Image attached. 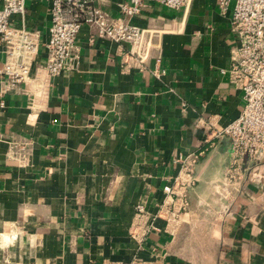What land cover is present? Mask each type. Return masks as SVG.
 Wrapping results in <instances>:
<instances>
[{
	"label": "crops",
	"instance_id": "crops-1",
	"mask_svg": "<svg viewBox=\"0 0 264 264\" xmlns=\"http://www.w3.org/2000/svg\"><path fill=\"white\" fill-rule=\"evenodd\" d=\"M120 1L95 3L116 17ZM230 15L214 0L142 6L129 21L156 32L159 77L152 59L125 67L126 45L82 24L75 68L46 76L50 3L24 0L11 23L38 31L39 44L27 81L0 94V264H264V154L231 183L227 139L201 130L243 106L219 72L236 43ZM195 152L175 230L156 219L160 230L136 247L127 233L134 207L154 211L175 158Z\"/></svg>",
	"mask_w": 264,
	"mask_h": 264
},
{
	"label": "built area",
	"instance_id": "built-area-1",
	"mask_svg": "<svg viewBox=\"0 0 264 264\" xmlns=\"http://www.w3.org/2000/svg\"><path fill=\"white\" fill-rule=\"evenodd\" d=\"M50 3V20L47 28L45 62L46 76H56L75 68L78 51L75 38L82 24L93 27L99 37L126 45L124 66L144 68L153 60L152 75L159 77L164 69L159 67V44L154 40L156 32L129 21L146 3L169 8L187 7L191 0H123L117 3L118 16L109 17L95 0H43ZM221 13L231 9L230 28L236 43L229 49V65L220 69L228 82L242 93L243 106L239 114L219 128L209 122L202 125V133L223 136L227 139L230 154L225 177L231 183L243 179L244 163L260 158L264 154V0H214ZM24 12V0H0V50L4 62L0 66V94L13 90L29 78L32 58L38 48V31L27 29L22 24L11 23L13 15ZM12 149V148H10ZM19 156L25 149L18 146ZM13 152V150H11ZM10 152V153H11ZM200 152L177 156L178 169L162 186L164 198L154 211L142 205L134 207L127 228L129 238L138 247L145 235L160 230L155 224L161 219L162 230L173 232L184 212L186 189L194 182L193 166ZM144 264L137 258L127 263Z\"/></svg>",
	"mask_w": 264,
	"mask_h": 264
}]
</instances>
